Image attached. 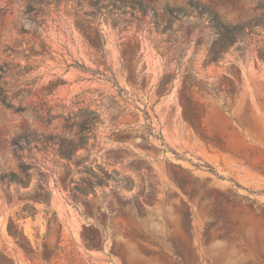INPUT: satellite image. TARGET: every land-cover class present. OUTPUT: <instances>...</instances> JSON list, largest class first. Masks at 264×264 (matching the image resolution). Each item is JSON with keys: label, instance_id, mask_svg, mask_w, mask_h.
<instances>
[{"label": "rangeland", "instance_id": "obj_1", "mask_svg": "<svg viewBox=\"0 0 264 264\" xmlns=\"http://www.w3.org/2000/svg\"><path fill=\"white\" fill-rule=\"evenodd\" d=\"M94 1L62 0L45 7L37 18L44 21L38 29L36 17L26 16L30 0H0V66L33 67L28 79L34 85L28 88L31 94L24 105L34 108L45 102L51 109L49 116L41 110L15 113L0 103V165L22 174L14 141L35 132L62 134L61 117H70L82 107L97 111L103 120L96 142L92 141L95 147L81 151L89 156L84 163L117 170L120 179L80 195L71 182L80 178L73 165L70 178L58 157L26 151L23 162L33 166L30 185L9 188L0 183V251L15 264H264V62L258 58L264 30L259 29L262 36L243 52L233 48L220 66L204 69L205 48L194 55L200 37L207 38L204 23L200 28L186 25L179 43L166 51L157 47L159 37L146 24L115 27L104 13L92 24L105 40L102 59L85 38L87 32L77 26L78 20L94 12ZM143 1L165 19L167 7H183L191 13L199 3L214 8L227 22L238 23L260 15L257 6L264 0ZM22 29H38L49 55L28 61L23 54H10V48L22 52L39 42ZM183 40L179 68L178 48ZM128 44L143 56L138 72L146 67L145 90L127 81L123 52ZM193 56L199 79L210 84L229 77L232 67L241 77L233 99L196 97L206 105L202 131L184 119L179 97L181 75ZM74 62L114 78L129 102L118 96L112 80L69 67ZM173 74L178 75L160 98L159 81ZM58 79L66 84L44 99L42 88ZM111 98L126 108L114 123L111 114L117 110L110 109ZM144 109L162 139L149 137L143 129ZM127 124L138 137L118 142L114 131ZM46 192L48 203L35 200ZM26 204L37 210L34 218L17 216ZM11 219L34 248H42L43 242L58 247L57 257L50 262L26 257L8 234ZM86 228L98 232L99 249L85 240Z\"/></svg>", "mask_w": 264, "mask_h": 264}, {"label": "trees", "instance_id": "obj_2", "mask_svg": "<svg viewBox=\"0 0 264 264\" xmlns=\"http://www.w3.org/2000/svg\"><path fill=\"white\" fill-rule=\"evenodd\" d=\"M62 0H30L26 16L36 17L35 22L38 29L44 24V21L38 22V16L44 12L45 7L51 5H59ZM94 12L90 14L89 18L80 19L77 26L82 31L87 32L85 38L89 45L97 50L104 59V45L105 40L103 35L97 29L92 27L93 20L97 15L103 16L107 14L113 19V24L117 27L119 24L132 23L146 24L150 31L152 29L157 34V47L164 48L170 51L180 41V36L184 31V27L188 25L191 28H200L201 23H204L207 38L200 37L196 43L194 55L205 48V58L203 61V68L209 66H220L225 58V55L233 48L238 52H243L248 48L258 37H261L259 29L264 30V1L260 2L257 9L261 14L243 22L231 23L224 20L220 14L207 5L196 3L192 6L193 12H189L183 7H167L165 14L167 18H162L157 9L143 0H95L93 3ZM30 19V18H29ZM195 19L196 22H192ZM38 29L28 32L22 29L24 34H31L38 43L32 45L29 49L18 52L17 48H10V54H23L29 61L33 56L45 57L49 55L50 48L42 40L38 34ZM182 44L178 48V64L180 68L181 61L183 60ZM30 44V43H29ZM37 47V48H36ZM29 51L30 55H25ZM258 58L264 62V43L258 51ZM130 44L128 49L123 52V58L126 61L125 69L128 71L127 81L136 86L138 89L145 90L146 88V74L144 73L146 67L143 66L142 70L138 72V67L142 61V55H137ZM138 56V57H137ZM195 56L188 60V65L185 68L182 77V87L180 89V102L182 106V114L184 119L197 131L203 130V118L206 114V105L201 100L196 99L197 96L205 98L206 96H213L224 99H233L235 94L240 90L241 77L234 73V68L229 77H224L220 83L210 84L203 79H199L198 73L194 69L193 63ZM137 65H134V63ZM69 67H74L83 72L91 73L92 75L106 77L107 80H112L113 87L116 88L118 96L126 103L129 102L126 98L127 92L121 89L114 78L107 76L100 71H92L85 65L74 62ZM33 70V67L21 64L5 63L0 66V103L7 108L12 109L15 113L35 112L38 110L47 112L50 115L51 109L46 108V103L43 102L39 106L32 107L31 105H24L25 100L30 96L31 92L28 90L34 82L28 79V75ZM230 71V72H231ZM178 74L164 75L157 85V95L161 98L166 94V88L169 83L177 77ZM66 82L58 79L56 82L51 83L49 86L42 88L43 98L52 94V92L59 86L65 85ZM174 84V83H173ZM47 92V93H44ZM27 94V95H25ZM42 99V100H44ZM18 103H15V102ZM79 103H77L78 105ZM111 110L115 108L116 112L111 114L112 122H116L119 117L124 116L126 108L111 98L109 103ZM46 108V109H44ZM113 112V111H112ZM145 118V124L142 126L149 137L161 138V135L155 134L151 115L147 109L142 110ZM41 118V116H38ZM64 124V133L62 134H44L41 132L29 133L20 136L13 143L16 157L19 160V167L22 174L14 171H7L0 165V183L11 187L12 185L23 186L27 188L31 183V169L33 166L23 162L25 152L31 153L37 151L41 154L47 155L51 153L53 156L58 157L63 161L64 168L67 170V175L71 178L73 170L71 165L78 171L80 178L78 181H71L75 183V192L80 195H89L95 193L96 188H102L109 185L111 182L118 183L119 173L117 170L105 171L99 165L84 163L85 159L89 156L81 155V151L89 152V148L95 147L96 131L103 124L101 115L92 109L80 107L78 111L70 117H61ZM75 130V132H74ZM133 127L127 124L124 128H116L114 136L118 142L124 143L131 141L138 137V134L133 135ZM162 146H165L163 143ZM164 152V151H163ZM120 152L115 155L119 156ZM212 169V167L208 166ZM177 180V179H176ZM36 201L43 203L49 202V193L40 194L35 197ZM37 210L28 204L24 205L17 213L19 218H34ZM54 222L57 223L55 217ZM91 228L85 229V240L89 242L92 248H100L98 232L91 233ZM8 234L16 241L18 247L24 252L26 257L30 259H40L44 262H50L53 258L57 257V249L51 248L47 242L42 243V248H34L28 237L25 235L23 229L13 219L10 220L8 225ZM0 264H15L7 255L0 251Z\"/></svg>", "mask_w": 264, "mask_h": 264}]
</instances>
